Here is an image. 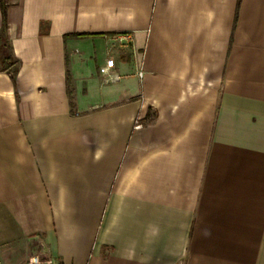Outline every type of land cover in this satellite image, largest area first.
Instances as JSON below:
<instances>
[{
  "label": "crops",
  "instance_id": "crops-1",
  "mask_svg": "<svg viewBox=\"0 0 264 264\" xmlns=\"http://www.w3.org/2000/svg\"><path fill=\"white\" fill-rule=\"evenodd\" d=\"M5 3L0 263L264 264V0Z\"/></svg>",
  "mask_w": 264,
  "mask_h": 264
},
{
  "label": "trees",
  "instance_id": "trees-1",
  "mask_svg": "<svg viewBox=\"0 0 264 264\" xmlns=\"http://www.w3.org/2000/svg\"><path fill=\"white\" fill-rule=\"evenodd\" d=\"M2 14L4 18V29L0 31V67L2 71L7 72L13 80H15L16 75L19 70L20 62L15 59L11 54V47L6 35V10L7 5L5 0H0ZM69 36L75 37H86L91 36L89 34H74V35H66L65 38Z\"/></svg>",
  "mask_w": 264,
  "mask_h": 264
},
{
  "label": "built area",
  "instance_id": "built-area-1",
  "mask_svg": "<svg viewBox=\"0 0 264 264\" xmlns=\"http://www.w3.org/2000/svg\"><path fill=\"white\" fill-rule=\"evenodd\" d=\"M113 39L119 44H124L132 40V35L128 33L127 34H117L113 37ZM114 67H115V61L113 59L107 60L106 65L100 68V72L105 76H109L111 79L114 78V80H118L119 76L114 74V71H113ZM142 76H143V73H140V77ZM26 264H53V262L52 260H44L38 255H33L29 258Z\"/></svg>",
  "mask_w": 264,
  "mask_h": 264
}]
</instances>
